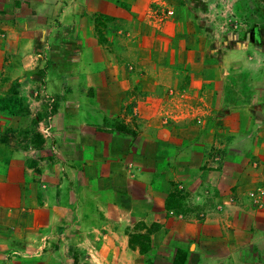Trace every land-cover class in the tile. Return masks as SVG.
Returning a JSON list of instances; mask_svg holds the SVG:
<instances>
[{
  "label": "crops",
  "instance_id": "1",
  "mask_svg": "<svg viewBox=\"0 0 264 264\" xmlns=\"http://www.w3.org/2000/svg\"><path fill=\"white\" fill-rule=\"evenodd\" d=\"M129 1L135 3V0ZM215 2L164 0V4L175 12V18L163 25L171 45L169 53L162 55L160 60L163 62L164 56H168L170 63L166 65L163 62L164 65L158 66L159 71L153 73L150 78L152 82L147 84L148 93L152 92L153 95L149 94L146 102L148 115L152 114L148 116L146 135L165 132L156 129V124L161 121L158 117L161 113L155 112V108L161 105L156 92L164 96L172 84L170 79L174 73H181V70L172 67V61L176 58L180 60L183 51L187 52V62L199 59L193 45L202 40L199 29L203 23L196 14L202 3ZM118 5L119 0H69L61 8L71 13V18L65 24L78 23L84 29V34L76 42L79 45L77 48L67 44L70 51L56 54L53 63L42 69L44 60L40 47L44 43L43 32L41 24L31 23L28 18L27 14L31 13L32 8L26 2L19 5L16 0H0V92L6 90L11 82L17 81L18 95L28 106L29 115L38 121L37 135H2L7 125L19 129L21 119L4 114L5 111L0 112V264H143L144 255L149 252L171 253L173 241L176 240L188 252L203 250L205 246L213 247L215 240H218L211 230L206 232L202 228L204 225L197 223L200 218L197 214L192 218L196 221L195 226L186 219L181 222L167 218L166 212L172 211L167 207L172 194L168 170L162 182L158 183L152 159L148 156L146 163L136 160L139 151L134 146L137 142L134 143L132 136L118 129L114 132L103 129H108V120L113 117L112 110L123 117L129 108V119L132 121L135 116L139 119L141 105H135L136 95L133 94L144 89L140 88L138 70L133 66L129 69L120 53L110 52L99 43L92 35L88 17H82L79 13L87 11L90 14L98 12L121 16L119 11L122 9ZM148 5L145 2L140 10L144 11ZM57 6L63 4L58 3ZM177 38L182 40L181 47L173 48ZM244 50L239 53L237 49H227L223 55L224 61L234 62L242 54L245 57L250 49ZM135 57L138 58V55ZM10 58L15 61L11 68L5 65ZM250 58L252 56H248V60ZM258 72V76H261L262 72ZM225 73L214 83L213 95L218 93L223 101H228L223 91L224 84L226 86ZM248 73L256 76V71L251 68L244 69L243 75ZM194 76V90L189 87L188 92L199 93L202 88L211 85L209 81L204 83L201 73H194ZM219 85L221 88L218 90ZM110 94L120 99L116 107H109L107 97ZM48 95L56 98L50 112H47L48 102L44 101V96ZM236 99L240 103L234 105L242 116L239 126L231 129L230 117L220 119L218 124L223 129L228 128L229 135L241 133L251 122L248 115L251 106L249 97L238 95ZM263 100L264 96L258 101ZM87 128L98 135H81ZM258 130H261L259 134L263 138L264 130ZM177 164V177L188 178L185 187L196 190L192 193V197L196 198L199 197V188L204 186H216L215 190L230 192L238 185L235 181L242 173L248 174L244 178L250 181L248 185H264V165L257 174L253 167L237 162L233 163L232 171H226L228 162L221 169L222 172L205 174L207 179L205 177L204 180V171L201 170L194 178L190 176L181 157ZM198 171L194 169V172ZM253 216L255 219L258 217ZM137 221H144L147 226L160 223V227L152 233V247L145 254L141 253L138 245L132 246L130 242ZM212 226L218 225L209 223L208 227ZM253 239L264 245L263 226H256ZM191 240L193 243L188 249L181 244V241ZM202 241L211 244L204 245ZM245 252L242 247H233L229 264H250ZM172 258L170 255L169 259ZM203 260L197 259L195 264L227 263L217 255Z\"/></svg>",
  "mask_w": 264,
  "mask_h": 264
},
{
  "label": "rangeland",
  "instance_id": "2",
  "mask_svg": "<svg viewBox=\"0 0 264 264\" xmlns=\"http://www.w3.org/2000/svg\"><path fill=\"white\" fill-rule=\"evenodd\" d=\"M16 2L19 5L22 2L28 3V7L32 8L31 13L27 14L31 23L41 24L44 42L40 47L44 60L42 69L53 63V57L56 54L70 51L67 44L73 48L79 46L76 42L82 38L84 29H81L76 22L65 24L71 18V13L61 9L69 3V0H16ZM145 2H148L149 7L142 11L140 7L143 8ZM58 3L63 6H57ZM36 5H38L37 10ZM118 6L122 9L119 11L121 16L98 12L90 14L87 11L79 13L82 17H88L92 35L99 43L110 52L120 53V57H124L129 69L133 66V69L138 70L140 88L144 89L133 94V96L136 95L135 105H141L138 112L141 114L139 119L136 116L132 121L129 119V108L123 113V117L122 114L115 113V110L111 109L113 117L108 120V129L105 127L103 129L109 132L118 129L132 136L134 143L137 142L134 146L139 151L136 160L146 163L148 156L152 159L158 183L162 182L168 170L171 175L169 181L172 194L168 199L167 207L172 211L166 212L167 218L181 222L186 219L188 223L195 226L196 221L192 218L194 214H197L200 217L197 223H202L204 225L202 228L204 227L206 232L211 230L218 239L215 240L213 247L205 246L203 250L195 252L184 250L180 246V241L176 240V242L173 241L171 253H158L156 250L149 252L144 255L142 263L195 264L197 259L203 260V258L208 259L212 255H217L222 256L223 262L229 264L231 249L242 247L246 251L245 257L250 264H264V245L261 246L253 239L256 226L264 227V185L255 183V186H250L248 185L250 181L244 180L246 176L248 177L247 173L236 174L238 177L235 182L238 185L230 192L215 190L216 186L212 188L204 186L201 187L202 189L199 188V197L196 198L192 197V193L196 190L193 191L191 188L188 190L185 187L188 178L183 176L178 178L176 175L180 157L182 164L187 165L184 168L190 171V176L194 178V175L199 174L198 170H201L204 171V180L205 174L220 171L228 162L226 171H232L233 163L237 162L253 167L257 174L258 169L264 165V137L261 138L259 134L261 130H258H264L262 124L264 100L258 101L264 96V0H216L214 4L202 3L196 14L199 21L203 23L199 29L202 40L193 45L196 47L199 59L192 63L187 62V52L183 51L180 60L176 58L172 61V67L181 70V73L179 75L174 73L170 79L172 84L164 96H161L162 93L159 92L155 95L161 103L155 108L157 114L161 113V116H158L161 121L156 124L158 132L165 131L160 133L161 135H146L148 116L152 115H148L146 102L149 94L153 95L152 92L148 93L147 84L152 82L150 78L153 73L159 71L158 66L170 63L168 56H164V63L160 60L162 55L169 53L171 45L163 25L169 19L175 18V12L164 4V0H135V3L119 0ZM154 8L156 9L153 10ZM27 24L30 25L28 20ZM174 30L178 32L177 29ZM175 41L173 48H180L182 40L177 38ZM62 46L64 48H61ZM231 48L237 49L239 53L245 51L244 48H248L250 52L245 54V57L242 54L240 59L238 56L234 62L227 63L223 55L227 49ZM135 55H138V58ZM248 56L252 58L248 60ZM9 60L10 62L5 65L11 68L15 65V61L11 58ZM248 68L256 71V76L249 73L243 75L244 69ZM258 71L262 72L261 76H258ZM194 73L199 75L201 73L202 78L205 79L204 83L209 81L208 84L211 85L205 86L199 93L188 92L189 87L194 90ZM222 73L226 75L224 78L226 86L223 83L225 86L223 91L228 96V101H223L218 93L213 95L216 86L214 83L222 78ZM217 87L218 90L221 88L220 85ZM238 95L242 98L249 97L251 106L248 115L251 122L241 133L229 135L228 128L223 129L218 124L220 119L230 117L231 129L239 126V119L242 116L234 105L240 103L236 99ZM55 99L52 95L44 96V101L48 102L47 112L53 110ZM107 101L110 103V108L116 107L118 102L120 104V99L115 98L114 94H110ZM2 111H5L4 114H12L21 119L19 129L7 125L2 135H37L38 121L29 115L28 106L24 105L22 96L18 95L17 81L11 82L6 90L0 92V112ZM185 121V124H181ZM164 133H171V135H164ZM249 133L254 134L249 136ZM81 135L98 134L87 128L81 132ZM194 136L195 140H193ZM137 137L139 139L136 140ZM162 147L165 148L162 149ZM196 168L198 172H194ZM257 174L254 173V176L256 177ZM253 215L258 217L255 219ZM209 223L218 226L210 228ZM159 227V222L147 226L144 221H137L130 235L132 246L138 245L142 254L148 252L152 247V233ZM228 231H230L229 235ZM192 243L193 240L181 241L187 249ZM202 243L211 244L209 241L207 243L202 241ZM170 255L172 259H169Z\"/></svg>",
  "mask_w": 264,
  "mask_h": 264
},
{
  "label": "trees",
  "instance_id": "3",
  "mask_svg": "<svg viewBox=\"0 0 264 264\" xmlns=\"http://www.w3.org/2000/svg\"><path fill=\"white\" fill-rule=\"evenodd\" d=\"M131 242V241H130Z\"/></svg>",
  "mask_w": 264,
  "mask_h": 264
}]
</instances>
